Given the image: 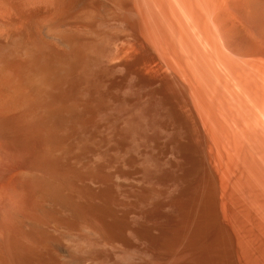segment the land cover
<instances>
[{
	"label": "rangeland",
	"instance_id": "obj_1",
	"mask_svg": "<svg viewBox=\"0 0 264 264\" xmlns=\"http://www.w3.org/2000/svg\"><path fill=\"white\" fill-rule=\"evenodd\" d=\"M107 9L111 7L104 3L96 12L102 14ZM81 26L86 31L93 29L88 23ZM234 39L237 37L230 38L231 44ZM146 56L145 51L134 49L132 58L118 64L120 67L107 56L71 67H51L47 72L36 67L33 73L36 125L45 115L49 122L47 128L41 123L37 126V145L45 139L48 152L52 148L49 153L57 169L53 168L50 197L63 207L61 214L68 225V232L58 246H53L57 252L52 250L47 256L52 258L48 264H264V186L253 178L263 172L264 168L257 167L264 157L247 145L243 147L247 139L235 134L233 123L219 115L218 108L215 122L208 119L212 116L210 105L205 109L202 103L209 102L205 95L208 90L189 75L188 69L146 67ZM177 69L181 71L178 75ZM190 86L197 87L194 93ZM197 89H202L199 98L205 95L204 100L193 96L198 97ZM45 102L48 109L43 115ZM17 107L23 112L25 103ZM206 120L214 123L206 126ZM226 127L230 133L224 134H232L230 138L225 135L229 140L221 137ZM231 129L240 143L231 140L232 136L237 140ZM233 142L244 143L241 146L246 155L241 147L236 151L238 145L233 148ZM215 146L229 152L234 161L227 160L228 154L219 157L224 153ZM228 147L233 150L227 151ZM230 152L237 153L233 157ZM215 154L223 163L214 160ZM238 155L241 159L235 160ZM258 156L261 160L255 162ZM241 161L257 171L253 173ZM234 166L240 167V174H248V183ZM247 168L255 182H250ZM65 175L67 184L58 178ZM244 181L245 186L241 185ZM253 191L260 194L259 198L263 196V202L253 201L256 207L249 203L254 200ZM255 203H260L259 208ZM54 209L51 213L56 212ZM54 212L53 217L57 215ZM74 248L80 249L77 259L72 256Z\"/></svg>",
	"mask_w": 264,
	"mask_h": 264
},
{
	"label": "bare ground",
	"instance_id": "obj_2",
	"mask_svg": "<svg viewBox=\"0 0 264 264\" xmlns=\"http://www.w3.org/2000/svg\"><path fill=\"white\" fill-rule=\"evenodd\" d=\"M104 3L109 5L111 10L107 9L98 14L96 9ZM87 23L90 29L93 28L92 31H86L81 26ZM234 36L237 39L231 44L230 38L233 39ZM134 49L146 52L149 59V65L146 67H172L173 70L175 67H181L182 72V67L188 69L189 75L208 90L205 95L209 97V102H202L206 104L205 109L210 105L212 116L208 111L211 117L208 119L214 121V116L217 115L214 112L218 108V114L233 123L236 130L231 129L233 135L235 131V134L247 139V144L243 145L244 143L239 144V136L234 135L237 140L232 136V141L239 140L238 146L236 142L232 143L233 148L236 149L237 146V151L242 148L241 145H247L251 151L254 150L257 155L264 157V0H0V264H48L52 258L47 256H51L52 250L55 249L53 246H58L60 238L68 232V225L66 226L61 214L63 207L60 208L59 203L53 202L50 197L51 178L55 175L53 170L56 168L52 165L49 153L52 148L48 152L45 139H41L43 143L37 145V126L41 123L40 126L44 129L49 126V122L45 115L48 109L46 102L42 105L45 116L43 119L40 117L41 122L36 125L34 117L36 82L33 81V73L36 67H42L47 72L51 67H71L85 64L93 58H108L107 56L118 65L128 60ZM179 69L176 71L177 75L180 74L178 71L181 72ZM169 76L172 77V73ZM182 77L185 79L187 75ZM181 81L184 83L182 79ZM198 84L196 86L200 88ZM195 88L190 86L192 92ZM200 90L202 89L195 92L198 97L193 95L194 92L189 93L191 99L193 95L198 100L201 96ZM21 102L25 103L23 112L17 107ZM208 124L209 121L206 126ZM223 131V134L228 132L227 127ZM217 132L221 131L218 129ZM209 135L207 137L210 139ZM225 135L229 137L232 134L221 136L229 140L230 137ZM225 140L223 144L225 146L226 142L228 146L229 143ZM224 146L221 145V149L225 148ZM219 147H216L218 151L221 150ZM230 148L228 147L227 151L233 150ZM224 151L221 150L223 153ZM236 153H233V157ZM243 153L246 155L245 151ZM225 154L231 158L225 159L234 161L229 152L218 156ZM238 156L235 160L241 159ZM259 157L255 162L261 160ZM214 158L215 161L223 163L217 156ZM261 161H264L263 158ZM261 161L259 163H262ZM255 162L251 163L256 164ZM259 163L256 167L261 170L264 164L259 167ZM250 166L248 168L252 169V172L257 171ZM242 167L241 170L245 172L246 169ZM239 168L237 172L235 169L236 173H239ZM248 168L246 172H249ZM261 171L263 172L258 171L259 174L255 177L249 172V179L257 178L258 184L264 186V169ZM244 172L240 174V171L239 174L243 175L248 183V174ZM223 175L227 176L226 173ZM59 176L63 184H67V176ZM240 177L242 179V176ZM254 179H250V182H255ZM244 183L245 181L241 185ZM236 185L235 188H238L237 183ZM69 186L71 187V184ZM253 195L254 200H248L250 204L255 206L253 201L263 202V196L259 198L260 194L254 191ZM249 196L247 198L250 199ZM257 203L255 204L259 208L260 203ZM51 205L56 210L53 211L57 214L54 217ZM260 209H257L258 213ZM79 250L77 248L72 253L74 259L79 257ZM56 255L59 256L57 253ZM60 256L62 259L63 255ZM54 263L63 264L58 261Z\"/></svg>",
	"mask_w": 264,
	"mask_h": 264
}]
</instances>
